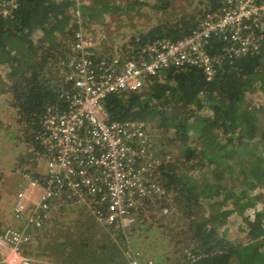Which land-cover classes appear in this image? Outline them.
Segmentation results:
<instances>
[{
    "label": "trees",
    "instance_id": "1",
    "mask_svg": "<svg viewBox=\"0 0 264 264\" xmlns=\"http://www.w3.org/2000/svg\"><path fill=\"white\" fill-rule=\"evenodd\" d=\"M222 2L206 0L203 14L218 11ZM132 5L126 7L112 0H91L89 4H82L80 11L88 22H97L115 12H128ZM74 8L76 5L71 2L19 0L12 18L0 14V65L5 67L2 74L15 81L6 92L10 94L12 108L17 111L20 128L22 123L28 126L22 128L28 134L25 135L16 126H5L0 116V159L4 158L6 150H11V156L7 158L13 166L22 153L31 151L30 147L42 149L40 120L47 107L53 106L58 111L65 108L61 91L65 89L64 62L74 55L71 41L78 29V24L68 13ZM199 21L200 16L179 21L158 18V23L145 33L132 35L124 44V51L135 53L134 49L143 47L146 42L183 38L193 32ZM211 42L207 50L216 55L223 42L219 39ZM59 70L62 71L61 79L55 75ZM259 91L263 103L247 105L249 93ZM103 107L108 121L155 122L158 128L167 130L168 142L181 151L184 159L192 160L194 167L201 169L205 162L212 167L214 182H208L198 190L180 180L173 166H169L170 170L160 168L161 174L168 178L165 189H172L175 194V208L180 215L192 217L186 239L192 245L189 252L196 258L192 261L183 249L175 264H264V190L254 192L258 188L264 189V42L258 53L224 62L210 81L200 65L171 68L164 78L151 79L144 92L108 95L103 100ZM5 138L9 142L7 147L3 145ZM151 138L153 140L152 135ZM155 146L153 140L152 147ZM19 159V165H22V157ZM239 185L242 186L240 191L235 192L233 188ZM201 199L211 201L209 213L196 217L194 213L202 208ZM229 221L233 226L238 225V232L243 234L241 237L228 232ZM132 225L121 230L122 250L135 249L140 244L142 246L137 248L142 254L144 251L158 255V248L161 249L164 243L150 242V238H143L146 233L143 235L138 225ZM1 226L0 221V230ZM130 233H135L137 241H130ZM155 234L159 236L157 228ZM69 243L73 248L68 252L75 255L71 258L73 261L128 264L116 257L120 253L119 246L116 247L118 252L102 245L93 254L86 255L76 241ZM53 245L58 254L61 244ZM23 253L28 255L25 249ZM123 256L126 258L124 253ZM153 258L154 264L162 263L160 258Z\"/></svg>",
    "mask_w": 264,
    "mask_h": 264
},
{
    "label": "built area",
    "instance_id": "2",
    "mask_svg": "<svg viewBox=\"0 0 264 264\" xmlns=\"http://www.w3.org/2000/svg\"><path fill=\"white\" fill-rule=\"evenodd\" d=\"M55 1L75 3L68 13L78 24L71 41L74 55L64 62L65 108L48 106L41 116L44 171L21 173L12 206L19 226L1 227L0 264H31L23 253L30 229L42 228L53 200L66 193L88 196L97 222L118 230L137 220L142 200L166 197L154 172L169 155L157 157L146 122H108L103 107L108 95L139 92L151 79L164 78L167 70L190 64L202 66L210 81L224 62L258 53L264 42V0H223L218 11L203 14L183 38L146 42L135 53L125 52L124 44L100 53L107 35L82 22L80 6L86 0ZM18 5L19 0H0V14L12 18ZM214 39L223 42L216 55L207 50ZM35 190L39 193L33 198ZM184 250L192 261L196 258ZM124 254L128 264H154L136 248H126Z\"/></svg>",
    "mask_w": 264,
    "mask_h": 264
},
{
    "label": "rangeland",
    "instance_id": "3",
    "mask_svg": "<svg viewBox=\"0 0 264 264\" xmlns=\"http://www.w3.org/2000/svg\"><path fill=\"white\" fill-rule=\"evenodd\" d=\"M115 4H122L126 7L132 5L131 10L128 12L117 13L115 12L112 15H107L101 17L97 22H88L83 19L85 26L94 30L95 28L102 29L109 38L108 49L107 52L112 51L113 45H120L128 43L130 37L132 35L142 34L148 31L152 26L157 24V19H167L170 21H179L181 19L192 20L193 18H200L201 15L206 11V0H112ZM139 1L140 4H138ZM87 4L91 3V0L86 2ZM162 3L163 6L157 5ZM154 6V7H153ZM160 7V8H159ZM111 47V48H110ZM2 68H0V116L4 119L5 126L8 128H14L15 126L21 129L26 135L27 132L24 131V128H28L26 123H22V128L19 126V121L17 120V111L12 108L11 105V97L7 89H9L12 83H15L11 78H5L2 74ZM62 71L59 70L56 73V77L61 79ZM147 86H144L138 93L144 92ZM65 103V100L63 99ZM263 103L261 92L249 93L248 99H246V104L249 106H259ZM208 114V112H207ZM189 120H192L190 118ZM147 128L152 135L154 142H156V146L154 147L156 150V155L159 159H165L166 155H170V160L161 163L155 173V176H159L160 182L165 186L168 183V178L165 179L162 172L160 171L161 167L173 166L175 170H173L180 180L186 181L188 186H194L197 190L201 188L202 185L208 182H214L215 177L211 172L212 167L205 162V165L199 169L197 166L194 167L191 164L193 161H187L184 159L181 151L173 144H170L167 140L166 129L158 128L155 122L147 123ZM28 135V134H27ZM256 141V139H255ZM221 143V142H220ZM4 147L9 145L8 139L5 138L3 140ZM198 149L201 147L200 143L196 146ZM31 151L28 153H22L16 161V164L11 165L8 155L11 156V150H6L4 153V158L0 159V191H8L14 190V186H18L21 173L24 171L30 172L32 174L40 175L44 171V159L41 156V150L35 149V147H30ZM20 157H22V165L20 164ZM186 160V161H185ZM249 160V159H247ZM233 160H231L232 162ZM236 167L239 165L235 164ZM13 166V167H12ZM236 170V168H234ZM9 170L11 175H16V181L13 179L7 178L6 180L3 178V173L8 172ZM170 170V169H169ZM195 175H199L196 177ZM163 176V179H162ZM232 186H234L232 184ZM242 186H236L233 188L235 192H239ZM166 188V187H165ZM172 189H166V197L164 199H159L156 197L149 198L147 200H142L139 204V212L137 215V228L142 230V233H146L143 238H150L149 241H158L164 243V246L160 249L158 248V255L154 256V254H145L153 257L160 258L162 261L161 264H175L181 257L182 251L185 248L191 249L192 245L187 243L186 237L189 236L188 233V225L189 221L192 217L182 216L178 211L175 201V194ZM264 189L258 188L254 192H258ZM253 192V193H254ZM39 193L38 190H35L32 194V197ZM222 193V192H221ZM33 197V198H34ZM221 199V197H220ZM214 201V200H213ZM9 200L6 199L5 206L8 207L7 210L2 211V216H6L11 202L8 203ZM90 198L88 196L77 197L76 195H72L70 193H66L65 196L56 198L53 200L51 209L49 212V218L44 224L43 228L31 231L33 243L37 245L36 250L41 251L44 247L45 240H48L50 243L47 245V248L44 249V252H48L47 257L50 259L58 255L54 252V245L52 244L54 240H57L61 243L58 246L60 249L59 252L66 251L65 254L60 255L56 263L58 264H82L85 260H77L73 261L71 258L75 257L69 254L68 249H72V244L69 242L74 240L77 242L78 247L84 249L86 255L93 254L97 249H100L102 245H106L109 250L114 249L115 252L116 247H120V253H117L120 261L126 262L123 256L125 252L122 250L121 243V230L116 229L112 226L101 224L97 222L91 213V207L89 206ZM202 208H198L197 213H194V216L199 217L200 215H208L209 213V203L211 201H206L205 199H201ZM204 205V207H203ZM229 205V202H227ZM260 208L261 206H258ZM167 209V210H166ZM3 218V217H2ZM77 219V221L75 220ZM70 220H73L74 228H76L77 234L69 233L70 227L72 224ZM78 222V223H77ZM230 222L228 232L235 233V236L241 237L242 232H238V225L233 226L232 222ZM132 225V226H135ZM135 226V227H136ZM131 228V227H130ZM156 228L159 230V236H156ZM109 229V230H107ZM64 230L65 232H63ZM132 232V229H130ZM62 232V236L60 235ZM36 233V235H35ZM57 233L60 238L55 236ZM119 237L117 238V235ZM134 236V239L132 236ZM231 237H233L231 235ZM52 239H54L52 241ZM130 241H137V236L135 233H130L129 236ZM139 240V239H138ZM153 240V241H152ZM116 243V244H112ZM41 244V245H40ZM40 245V246H39ZM161 245V244H160ZM142 245L138 244L136 248H140ZM35 248L34 246H28L25 250L27 253L31 252ZM72 247V248H71ZM24 249L26 248L23 247ZM137 248V249H138ZM157 248V247H156ZM119 249V248H118ZM60 253V254H61ZM70 255L72 257H70ZM119 255L123 256V258L119 257ZM66 256L70 257L67 258ZM57 257V256H56ZM52 260V259H51ZM155 260V259H154ZM50 261V260H49ZM81 261V262H80ZM88 262L85 261V264ZM157 263V262H156ZM36 264V263H31ZM121 264V263H118Z\"/></svg>",
    "mask_w": 264,
    "mask_h": 264
},
{
    "label": "crops",
    "instance_id": "4",
    "mask_svg": "<svg viewBox=\"0 0 264 264\" xmlns=\"http://www.w3.org/2000/svg\"><path fill=\"white\" fill-rule=\"evenodd\" d=\"M88 0H86V2H87ZM108 44H110L109 43V38H108V36H107V40L105 41V43L103 44V45H100L99 47H98V49H97V51L98 52H100V53H102V52H107L106 50L108 49V47H107V45ZM111 48V47H110ZM109 50V49H108ZM0 68H2V69H4L5 67L3 66V65H0ZM10 171L11 170H9L8 172H6V173H3V175H1V176H3V178L6 180L7 178H10V179H13V181H16V175H11V173H10ZM15 187V191L14 190H11V191H8V189L6 190V191H3V190H1L0 191V221H1V224H2V226L1 227H4V226H7V225H11V226H19V223L16 221V220H14V218L12 217V206H13V203H14V197H15V193H16V190H17V188H18V186L16 187V186H14ZM6 199H8L9 200V202L8 203H10L11 202V205H10V208H9V210H8V212H7V214H6V216H2V211H5V210H7L8 209V207L7 206H5V204H6ZM3 217V218H2ZM48 220V219H47ZM46 220V221H47ZM76 221H77V219H75ZM46 221H45V223H46ZM70 222H71V224H72V227H70V231H69V233H72V234H77L76 233V228H74V223H73V220H70ZM78 223V222H77ZM20 224H22V223H20ZM24 224V223H23ZM43 228V227H42ZM39 229H41V228H39ZM29 230V229H28ZM34 230H37V229H34ZM34 230H31L30 229V234H31V236H30V241H29V243L28 244H26V248H25V250L27 249V247L29 246L30 247V245L31 246H34L35 248H33V250H32V247H31V252L29 253L28 252V255L27 256H29L31 259H32V261H31V263H36V264H58V263H56L57 262V260H58V257L60 256V255H63V254H65L66 253V251H62V253L61 252H59V254L58 255H56L54 258H53V256H52V260L50 259V257H47L46 258V256H47V254H48V252H44V249H46L47 248V245L50 243L48 240H45V242H44V248L41 250V251H39L38 249L36 250V247H37V245H35L34 243H33V238H32V233H31V231H34ZM63 232H65L64 230H62ZM35 235H36V233H35ZM61 236H62V232H61V234H60ZM55 236L57 237V238H60L61 239V236H59L57 233H55ZM54 239H52V241H53ZM58 243H60V242H58L57 240H54V242L52 243V244H58ZM61 244V243H60ZM41 245V244H40ZM39 245V246H40ZM38 248V247H37ZM61 253V254H60ZM50 260V261H49Z\"/></svg>",
    "mask_w": 264,
    "mask_h": 264
},
{
    "label": "clouds",
    "instance_id": "5",
    "mask_svg": "<svg viewBox=\"0 0 264 264\" xmlns=\"http://www.w3.org/2000/svg\"><path fill=\"white\" fill-rule=\"evenodd\" d=\"M6 78V77H5ZM106 113V112H105ZM107 115V114H106ZM106 120L108 121V119H107V117H106ZM108 122H113V121H108ZM169 157H170V155H169ZM171 158V157H170ZM170 158H169V160H170ZM159 166H161V165H159ZM163 185V184H162ZM164 186V185H163ZM164 188H165V186H164ZM166 190V189H165ZM166 193H167V191H166ZM164 199V198H163Z\"/></svg>",
    "mask_w": 264,
    "mask_h": 264
}]
</instances>
